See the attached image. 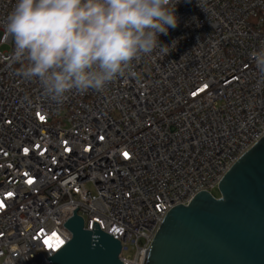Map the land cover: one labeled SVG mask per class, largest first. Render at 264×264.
Wrapping results in <instances>:
<instances>
[{
	"label": "built area",
	"instance_id": "2783aa9c",
	"mask_svg": "<svg viewBox=\"0 0 264 264\" xmlns=\"http://www.w3.org/2000/svg\"><path fill=\"white\" fill-rule=\"evenodd\" d=\"M15 2L0 0V264H49L76 209L85 231L94 222L119 242L121 264H147L168 214L201 193L218 199L264 139L249 56L264 44V0H180L177 27L159 36L176 42L168 55L62 102L20 75L27 61L4 31Z\"/></svg>",
	"mask_w": 264,
	"mask_h": 264
},
{
	"label": "clouds",
	"instance_id": "9594fccd",
	"mask_svg": "<svg viewBox=\"0 0 264 264\" xmlns=\"http://www.w3.org/2000/svg\"><path fill=\"white\" fill-rule=\"evenodd\" d=\"M179 2L16 0L4 31L14 41L15 58L27 61L20 75L62 102L73 90L103 91L143 56L168 55L176 42L162 45L159 36L177 27ZM249 56L264 82V44Z\"/></svg>",
	"mask_w": 264,
	"mask_h": 264
},
{
	"label": "water",
	"instance_id": "95a60500",
	"mask_svg": "<svg viewBox=\"0 0 264 264\" xmlns=\"http://www.w3.org/2000/svg\"><path fill=\"white\" fill-rule=\"evenodd\" d=\"M217 189L218 199L201 193L168 214L147 264H264V139ZM76 210L64 224L70 241L48 263L121 264L119 242L94 222L85 231Z\"/></svg>",
	"mask_w": 264,
	"mask_h": 264
},
{
	"label": "rangeland",
	"instance_id": "374dc122",
	"mask_svg": "<svg viewBox=\"0 0 264 264\" xmlns=\"http://www.w3.org/2000/svg\"><path fill=\"white\" fill-rule=\"evenodd\" d=\"M9 50V48H8V46H4V47H2L1 48V51L2 52H4V51H8ZM211 194L214 196V197H219V191H218V189L217 188H215V189H213L212 191H211Z\"/></svg>",
	"mask_w": 264,
	"mask_h": 264
},
{
	"label": "snow or ice",
	"instance_id": "6c2138e0",
	"mask_svg": "<svg viewBox=\"0 0 264 264\" xmlns=\"http://www.w3.org/2000/svg\"><path fill=\"white\" fill-rule=\"evenodd\" d=\"M46 243H47V241H46Z\"/></svg>",
	"mask_w": 264,
	"mask_h": 264
}]
</instances>
